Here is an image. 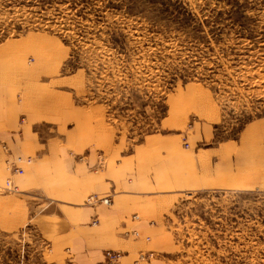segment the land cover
I'll list each match as a JSON object with an SVG mask.
<instances>
[{"label":"rangeland","instance_id":"374dc122","mask_svg":"<svg viewBox=\"0 0 264 264\" xmlns=\"http://www.w3.org/2000/svg\"><path fill=\"white\" fill-rule=\"evenodd\" d=\"M5 45L3 68L15 63L23 78L72 90L115 152L169 133H182L193 152L227 139L236 141V157L256 150L244 136L264 125V0H0ZM91 145L78 157L102 147ZM16 160L5 165L0 193L21 191L7 182L32 158ZM162 223L167 264H264V190H190ZM123 253L105 250L106 264ZM52 261L31 223L0 229V264Z\"/></svg>","mask_w":264,"mask_h":264},{"label":"crops","instance_id":"0c3cea01","mask_svg":"<svg viewBox=\"0 0 264 264\" xmlns=\"http://www.w3.org/2000/svg\"><path fill=\"white\" fill-rule=\"evenodd\" d=\"M5 46L0 54L11 48ZM17 69L0 64V189L8 161H32L20 163L25 172L13 178L20 193H0V229L16 232L31 223L53 264H106L107 249L124 252L119 264H167L160 254L162 222L181 194L264 190L262 121L244 136L254 138L256 150L243 147L238 157L236 141L193 152L182 147V133L149 134L123 154L102 143L107 129L89 122L72 90L31 74L23 78ZM91 144L102 147L79 158ZM92 194L108 195L112 204L91 203Z\"/></svg>","mask_w":264,"mask_h":264},{"label":"built area","instance_id":"2783aa9c","mask_svg":"<svg viewBox=\"0 0 264 264\" xmlns=\"http://www.w3.org/2000/svg\"><path fill=\"white\" fill-rule=\"evenodd\" d=\"M22 159H19V161H21ZM18 161V162H19ZM15 171L18 173V174H24V171L23 170H19V168H16ZM7 187H8V190H11V191H18V187L15 186V184L13 183V180L9 179L8 182H7ZM90 200L91 202H104L106 204H111L112 200H110V197H103L102 199H99L97 196L93 195V196H90ZM97 221V220H96ZM107 255L114 261H118L120 259V256H121V253H111V252H107Z\"/></svg>","mask_w":264,"mask_h":264},{"label":"bare ground","instance_id":"6f19581e","mask_svg":"<svg viewBox=\"0 0 264 264\" xmlns=\"http://www.w3.org/2000/svg\"><path fill=\"white\" fill-rule=\"evenodd\" d=\"M6 147V146H5Z\"/></svg>","mask_w":264,"mask_h":264}]
</instances>
